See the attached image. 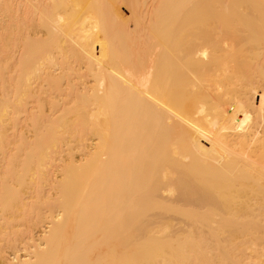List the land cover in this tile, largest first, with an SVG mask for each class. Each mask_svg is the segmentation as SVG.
Returning a JSON list of instances; mask_svg holds the SVG:
<instances>
[{
    "label": "bare ground",
    "instance_id": "obj_1",
    "mask_svg": "<svg viewBox=\"0 0 264 264\" xmlns=\"http://www.w3.org/2000/svg\"><path fill=\"white\" fill-rule=\"evenodd\" d=\"M0 22V264H264V0H0Z\"/></svg>",
    "mask_w": 264,
    "mask_h": 264
},
{
    "label": "rangeland",
    "instance_id": "obj_2",
    "mask_svg": "<svg viewBox=\"0 0 264 264\" xmlns=\"http://www.w3.org/2000/svg\"><path fill=\"white\" fill-rule=\"evenodd\" d=\"M28 22H30L28 24L29 27H37L36 25L39 24V21L38 20H34V19L28 20ZM5 24L6 23L0 22V25H2V26H4ZM76 67L77 68L80 67V69H81L80 71L82 73H84V71H85L84 65H80V66L79 65H76ZM86 80H90V79H86ZM39 85L40 86H43V89L46 90L47 85H44L40 81L39 84L34 85V87L32 88V90L30 91L31 92L30 95H34V97H35V96H37L40 93V91H39ZM73 88L74 87L72 86V83L64 82L57 89L51 90L47 94H49L51 98L62 99V98H65V97L69 96L71 94ZM73 93H74V91H73ZM73 93H72V95H73ZM34 101H36V99H34ZM27 107L29 108L27 110V112H31V111L37 110L35 103L34 102H31V99H28V101H27ZM78 156L76 154V156H75L76 160H78L80 158V156L79 157ZM20 224H22V223L20 222Z\"/></svg>",
    "mask_w": 264,
    "mask_h": 264
}]
</instances>
